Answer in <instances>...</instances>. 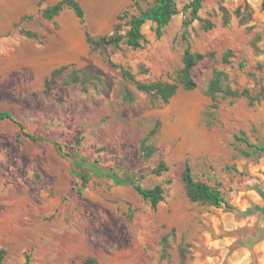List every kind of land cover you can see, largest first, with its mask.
Instances as JSON below:
<instances>
[{
	"label": "rangeland",
	"instance_id": "374dc122",
	"mask_svg": "<svg viewBox=\"0 0 264 264\" xmlns=\"http://www.w3.org/2000/svg\"><path fill=\"white\" fill-rule=\"evenodd\" d=\"M58 1L0 0V112L43 138L0 121L3 263L264 264V152L235 137L264 143V0H203L188 40L191 0H178L161 36L143 25L139 48L94 47L88 33L125 34L119 16L155 0H79L84 22L71 7L43 17ZM187 44L203 55L195 88L164 101L138 87L179 83ZM186 163L234 208L192 200Z\"/></svg>",
	"mask_w": 264,
	"mask_h": 264
},
{
	"label": "trees",
	"instance_id": "16d2710c",
	"mask_svg": "<svg viewBox=\"0 0 264 264\" xmlns=\"http://www.w3.org/2000/svg\"><path fill=\"white\" fill-rule=\"evenodd\" d=\"M139 1L136 0L134 4H138ZM203 0H191L188 5L190 9V18L184 20L185 31L183 38L188 40L187 28L192 24L193 21L198 19V12L203 7ZM66 7H71L74 9L75 13L81 19L82 22L85 21V11L79 0H60L52 5L46 6L43 11V17L47 19H53L55 16L59 15ZM179 12L178 0H155L152 4L149 5L146 9H140L139 14H131L130 9L128 8L124 11L119 19L123 20L128 18L127 21V30L125 34H121L116 28L115 31L111 34H103L99 36H92L88 33V39L94 47H106V46H115L118 47L121 42L125 41L129 46L134 48L143 47L144 34L142 32L143 25L152 21L155 23V30L158 36H161L164 32L165 26L172 20L173 16ZM119 27V25H118ZM203 55L194 52L189 44H187L184 52V67L180 72V82L179 83H166V82H152L149 84H138V87L145 91H153L154 93L160 95L164 101H168L170 97L176 94L179 85H183L186 89H193L196 87V81L193 77V68L194 66L202 59ZM65 67L54 70L53 74L61 73ZM220 72H216L211 84L210 92L215 95L216 92L221 91V79L219 77ZM228 93L234 96L243 95V92L238 90H232L228 88ZM11 120L12 122L19 125L24 134L31 138L32 140L43 139L36 137L30 132L25 131L24 124L18 120L14 114L10 111H1L0 112V121ZM236 135L235 137L245 142L249 147H252V152H248V155L257 152H264V143L254 144L248 137L243 135ZM148 139L144 138L141 143V149L145 155L151 154V146L147 144ZM56 145L58 143L55 142ZM164 167L163 163H160L156 168V171H160ZM183 180L185 182L186 188L190 198L194 201L204 200L213 204L215 206L225 205L226 207L233 209L234 207L229 203L226 197L216 188H213L210 184L195 180L193 177L192 168L189 163L185 164L182 173ZM136 190L145 198H148L153 205H156L163 198V189L160 185H155L151 188L143 187L141 184L135 185ZM83 189L80 188V192ZM6 251L3 248H0V264L3 263ZM81 264H100L99 260L95 256H87Z\"/></svg>",
	"mask_w": 264,
	"mask_h": 264
}]
</instances>
